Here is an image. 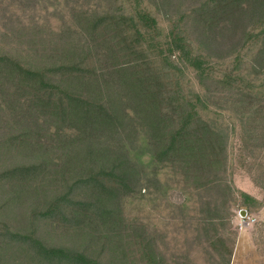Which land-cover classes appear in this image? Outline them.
Returning <instances> with one entry per match:
<instances>
[{
  "label": "trees",
  "instance_id": "trees-1",
  "mask_svg": "<svg viewBox=\"0 0 264 264\" xmlns=\"http://www.w3.org/2000/svg\"><path fill=\"white\" fill-rule=\"evenodd\" d=\"M216 95L264 106V0H0V264H232Z\"/></svg>",
  "mask_w": 264,
  "mask_h": 264
},
{
  "label": "rangeland",
  "instance_id": "rangeland-1",
  "mask_svg": "<svg viewBox=\"0 0 264 264\" xmlns=\"http://www.w3.org/2000/svg\"><path fill=\"white\" fill-rule=\"evenodd\" d=\"M213 100L232 109L241 120L238 125L237 152L244 156L245 166L239 167L235 174L236 185L258 198H263L264 106L256 107L254 104L225 95H216ZM246 140L248 143L244 152L241 149L245 146ZM172 198L181 201L183 196L174 193ZM257 220L258 222L256 219L252 222L248 215L242 218L239 213L234 218V225L240 233L232 264H264V210Z\"/></svg>",
  "mask_w": 264,
  "mask_h": 264
},
{
  "label": "water",
  "instance_id": "water-1",
  "mask_svg": "<svg viewBox=\"0 0 264 264\" xmlns=\"http://www.w3.org/2000/svg\"><path fill=\"white\" fill-rule=\"evenodd\" d=\"M239 215H240L242 218H246L247 215H248V212H247L246 209H241V210L239 211Z\"/></svg>",
  "mask_w": 264,
  "mask_h": 264
},
{
  "label": "crops",
  "instance_id": "crops-1",
  "mask_svg": "<svg viewBox=\"0 0 264 264\" xmlns=\"http://www.w3.org/2000/svg\"><path fill=\"white\" fill-rule=\"evenodd\" d=\"M251 194V193H250ZM252 195H254V194H252ZM255 196V195H254ZM257 197V196H256ZM264 209H262L260 212H258L257 214H255L254 215V217H255V219H256V222H258V220H257V217H259V214L260 213H262V211H263ZM249 227V226H248ZM240 233V232H239ZM238 238H239V236H238Z\"/></svg>",
  "mask_w": 264,
  "mask_h": 264
},
{
  "label": "built area",
  "instance_id": "built-area-1",
  "mask_svg": "<svg viewBox=\"0 0 264 264\" xmlns=\"http://www.w3.org/2000/svg\"><path fill=\"white\" fill-rule=\"evenodd\" d=\"M248 219H250L252 222H254V221H255V218H254V217H252V216H251V217H249V216H248Z\"/></svg>",
  "mask_w": 264,
  "mask_h": 264
}]
</instances>
